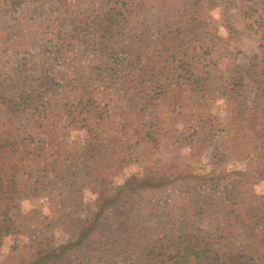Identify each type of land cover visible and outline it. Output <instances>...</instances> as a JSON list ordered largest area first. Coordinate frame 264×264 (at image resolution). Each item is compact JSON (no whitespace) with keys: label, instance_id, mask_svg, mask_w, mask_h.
Segmentation results:
<instances>
[{"label":"trees","instance_id":"1","mask_svg":"<svg viewBox=\"0 0 264 264\" xmlns=\"http://www.w3.org/2000/svg\"><path fill=\"white\" fill-rule=\"evenodd\" d=\"M219 1L175 0L152 21L151 9L140 0H74L61 12L66 18H60L52 61H40L26 49L35 18L0 26L6 36L0 60L20 50L22 67L32 63L40 75L39 84L30 87L0 76V248L20 219L25 187L20 173L38 166L59 181L92 177L100 191L85 215L80 217L76 205L58 219L69 225V240L54 243L51 254L35 255L30 264L50 259L52 264H264V196H247L234 183L247 185L248 173L163 171L131 176L115 187L108 177L130 162L138 145L158 149L163 139L178 141L177 132L155 113L172 110L191 120L193 113L179 111L183 86L200 105H208L213 78L207 68L196 63L198 72H178L174 63L188 43L208 34L197 33L196 21L204 7ZM258 19L263 26V12ZM259 43L264 51V28ZM195 61L192 56L186 62ZM124 89V111L136 121L133 134L115 122L108 103L111 93L121 96ZM211 98L230 104L234 115L212 130H196L191 152L203 154L212 145L218 156V140L233 137L239 158L264 174V79L246 86L231 78L216 86ZM62 123L85 132L77 153L68 150L71 132Z\"/></svg>","mask_w":264,"mask_h":264},{"label":"rangeland","instance_id":"2","mask_svg":"<svg viewBox=\"0 0 264 264\" xmlns=\"http://www.w3.org/2000/svg\"><path fill=\"white\" fill-rule=\"evenodd\" d=\"M140 1L151 9V20L155 21L158 11L163 6H172L175 0ZM73 4L74 0H0V26H7L23 16L35 18L37 27L29 37L26 49L40 61H52L50 53L53 42L57 41L56 35L62 30L60 18H66L65 15H61V12L63 13ZM261 12L264 14V0H220L214 8H203L202 15L196 21L197 28H201L196 30L201 34L203 31H208V34H202L203 37L199 43L192 41L176 54L178 60L174 63V69L178 72L181 71L180 69L182 71L183 69L193 70L197 66L196 63L207 68L211 75L210 78H213V81L208 84V90H210L208 105H200L201 103L194 100L196 94L191 92L190 87L183 86L185 91L179 111L193 113L191 120L187 122L172 110L155 113V117L160 116L159 119L163 121L164 127L172 128L177 132L178 141L163 139L158 149L144 143L135 147L130 156V162L116 167L115 172L108 173L112 187L123 184L131 176L176 170L187 174L204 175L216 169L231 173L239 171L248 173L247 185L244 182H234L239 186V191L246 193L247 196L259 198L264 196V174L260 168H252L251 162L239 158V154L234 151V147L239 145L235 138L225 136L218 140L217 147L220 151L218 156L212 153V145L206 153L193 154L190 144L196 130L201 128L204 131L212 130L214 123H219L227 115H234V107L230 104H225L220 98H211L216 86L221 83L225 85L231 78L241 79L246 86L263 81L264 51L260 48L259 39L264 25L260 27L261 19H258ZM247 13L251 15L250 18ZM64 28L68 29V27ZM5 41V33L0 28V51L4 49ZM18 54L20 50L16 53L10 50L8 54L6 52L2 55L0 76L3 79L14 80L16 85L23 82L29 87L30 84L37 83L38 85L40 75H37L35 66L30 63L22 67L23 62L20 61L21 56ZM192 56H195L197 61L188 65L186 61ZM193 71L198 72L195 69ZM181 82L183 83L182 79ZM124 92L125 89L121 96L115 92L111 93L112 98L108 103L113 104L112 116L115 122L122 123L124 129L128 125L129 132L132 131L133 134L136 121L132 122L133 117L128 111H124L126 107ZM208 115L213 117V123L209 121ZM63 125L71 132L70 141L67 143L68 150L77 153L83 145L85 132L75 130L67 124ZM133 139L135 143L137 137ZM251 142L256 143L254 139H251ZM24 173L23 171L20 173L22 179L19 180L25 184L22 195L24 198H19L20 219L15 224V231L3 238L0 248V264H30L36 261L35 255L51 254L54 243L62 244L70 238L69 225L64 227L65 221H58V219H64L63 215L67 209L70 210L76 205L80 207V217L85 215V211L93 206L100 191V185L93 181L92 177L84 175L77 180L59 181L54 175L47 174L38 166H35L30 174ZM192 193H195L193 189ZM145 196L151 198L149 194ZM1 221L0 217V223ZM69 248L71 245L66 246L67 250ZM83 253L87 251L83 250ZM44 262L52 264L51 259Z\"/></svg>","mask_w":264,"mask_h":264}]
</instances>
